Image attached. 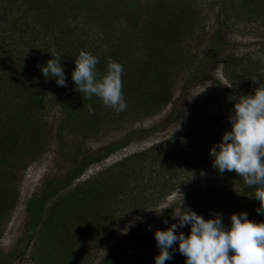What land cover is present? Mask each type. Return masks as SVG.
Listing matches in <instances>:
<instances>
[{
	"label": "trees",
	"instance_id": "1",
	"mask_svg": "<svg viewBox=\"0 0 264 264\" xmlns=\"http://www.w3.org/2000/svg\"><path fill=\"white\" fill-rule=\"evenodd\" d=\"M49 1L0 0V238L4 231V217L10 215L19 200L18 166L24 168L44 153L43 144L47 143V137L39 113L45 105L46 94L50 93L49 102L57 105L61 112L56 133L60 149L64 136H92L107 122L113 123L117 117L124 120L123 115L129 109L153 108L154 105L155 109L151 111L158 112L173 97L172 86L177 81L173 73L176 66L187 62L183 56L190 49L188 39L203 29L199 25L201 6L193 5L192 0H97L98 5L92 9H87V0ZM218 2L216 12L222 16L227 28L236 30L232 17L240 15L244 17L242 20L251 19L257 27H264V0ZM55 5L64 15L77 16L86 26H103L107 13L128 19V33L133 35L127 48L118 56L115 53L94 55L99 60L96 65L98 79L107 71L109 58L123 65L126 88H122V94L128 104L127 111L116 113L105 107L95 95L87 99L75 90L71 74L74 61L84 48L79 39L82 33L63 16L60 19L54 14L50 19H44V6ZM63 6H67L69 12L64 11ZM97 10L101 12L97 14ZM69 27L75 30L67 35ZM238 32L256 39L257 48L242 55L229 53L223 57L222 71L229 84L234 86L232 89L223 84L206 88L196 98L186 123L178 131L101 169L94 178L75 182L90 163L104 159L118 146H109L95 156L81 158L60 179L46 180L39 192L26 201L27 230L33 231L37 226L40 229L49 227L50 234H56V241L69 246L74 243L62 242H72L74 234L71 231L79 228L77 224H86V227L91 223L90 218L93 221L101 219L105 209L110 213L125 212L128 208L142 210L155 206L180 187L185 188L180 204L182 212L190 209L205 220L219 213L226 227L231 226L229 216L233 213L246 212L249 220L264 222V215L256 211L260 203L253 198L255 189L249 188L235 171L219 173L212 166L210 155L212 146L220 143L223 134L231 130L229 115L234 102L229 98L253 95L258 84L252 80L264 83V61L252 59L253 56H264V43L257 42L258 38L264 37V32L242 29ZM6 37L13 39L10 50L4 45ZM222 42L218 37L205 54L221 49ZM51 48L57 50L55 52L61 59L67 87L58 86L55 77L45 78L41 71V66L52 58L49 55ZM60 48L65 52L57 53ZM14 51V55L9 53ZM205 54L197 67L192 68L194 61L188 64L187 81L196 78L201 63L206 60ZM10 63L20 64L23 68L12 73L2 71V67ZM137 94L139 100L135 99ZM89 105L94 114L88 111ZM171 115L172 112L167 118ZM134 133L132 130L128 136ZM126 144L127 139L119 146ZM26 157L29 161L23 164ZM198 169H202L203 175L193 181L185 178L189 171ZM232 185H238L239 189L232 188ZM236 191H239L238 195ZM221 194L226 196V201L220 199ZM142 226L138 225L131 234L115 242L101 263L155 264V257L159 254L157 243L147 241L155 240V230H164V225L150 229ZM17 243L14 246L16 253L12 251L10 256L22 255V251L17 250ZM39 244L44 247L43 243ZM176 252L180 253L179 250ZM2 263L3 259L0 260Z\"/></svg>",
	"mask_w": 264,
	"mask_h": 264
},
{
	"label": "rangeland",
	"instance_id": "2",
	"mask_svg": "<svg viewBox=\"0 0 264 264\" xmlns=\"http://www.w3.org/2000/svg\"><path fill=\"white\" fill-rule=\"evenodd\" d=\"M48 2L50 3L49 0ZM87 3L89 4L87 9H92L98 5L97 0H87ZM192 3L195 6L198 4L201 6L199 25L203 26V29L196 34L198 37L195 35L197 38H194L193 35L194 37L188 39V48L190 47V49L183 56L184 61L187 62L176 66V71L174 70L173 73L177 79L172 86L173 97L158 112L151 111V109H155L154 105L153 108L140 107L135 110H126L127 114L123 115L125 116L124 120L117 117V121L107 122L104 127L97 128L96 132L91 134L92 136H64L60 149L61 145L57 141L56 133L59 121L62 118L61 112L57 105L49 102L50 93L46 94L45 105L42 106L39 114L47 143L43 144L44 153L38 155L37 160L24 168L23 165L18 166L16 185H18L19 200L10 215L5 216L3 220L4 231L0 238V260L3 259L2 264H102L101 262L110 247L118 240L131 234L138 225L143 224L142 228L147 229L164 225L163 228L166 230L171 224L178 223V218L176 220L172 219V213L175 208H180L182 196L185 193L183 187L166 195L155 206L142 210L136 211L128 208L129 210L119 212V214L118 212L110 213L109 209H105L101 219L93 221V218H90L91 223L86 227H84L86 224H77L79 228L71 231L74 234L72 242H62L74 244L65 246L55 240L54 236L56 234H50L49 227L40 229V226H37L33 231L27 230L28 214L25 204L29 197L35 192H39L46 180L62 178L67 170L83 157L95 156L109 146H118L104 159L90 163L82 174L75 179V182L94 178L101 169L112 165L119 159L147 149L152 144L166 139L178 131L176 130L178 126L180 129L186 123L196 98L206 88L219 84L230 85L222 71L223 57L229 53L242 55L257 48L254 44L256 39L245 35L244 32L240 33L238 30H253L257 33H263L264 27H257L254 25L255 21L252 23L253 20L251 21V19L242 20L243 15L238 17H232L231 15L237 26L236 30H232L225 26L222 16L216 12L219 6L218 0H192ZM44 7L46 13L44 19L48 20L51 15L56 14L55 17L63 19L61 18L63 16L66 20H69L71 25H74L75 29L78 28V31L82 33L79 39L84 46L81 51L92 55L101 56L103 53H115L118 56L123 49L127 48L130 37L133 35L128 33V19L123 16L112 17L107 13L103 26H86L77 16L64 15L57 5ZM63 10L69 12L67 6H63ZM100 12L101 10H97V14ZM221 23L224 25L221 26ZM75 29L69 27L67 35ZM217 36L223 41L221 49H214L206 55L205 53L209 50L210 45L218 39ZM12 40V38L6 37L4 45L7 50L12 48ZM257 42L259 44L264 43V37L258 38ZM52 51L53 48L50 49V57L57 58L51 56ZM55 51L57 50L55 49ZM59 52L63 53L65 50L60 48L57 53ZM9 53L14 55L15 51ZM133 53L136 54V51L134 50ZM204 54L206 60L201 63L196 78L187 81L189 78L188 64L194 61L193 64L191 63L192 68L197 67L199 59ZM20 59L23 60L21 55ZM18 68L22 69L23 67L20 64L10 63V65L2 67V71L6 70L7 73H12ZM29 71L32 70L29 69ZM122 84V88H126L124 86L126 84L124 75H122ZM190 96H192L191 99H189ZM135 99L139 100L140 96L135 95ZM130 101H133V99L131 98ZM126 109H128V104ZM171 112V118H167ZM132 130L135 131L134 135L128 136ZM125 139L128 140V144L120 147V143ZM28 161L29 159L26 157L22 160V163L25 164ZM200 175H203L202 169L191 170L185 178L193 181ZM232 188L239 189V186L232 185ZM232 192L233 190H231ZM225 197L221 194L220 199L226 201ZM50 202H47L45 206L47 207ZM164 220H167L168 223L165 224ZM71 225L72 223L69 224V226ZM188 227L190 225L183 227L182 231L177 230V235L183 232L187 236ZM19 239L22 240L17 243ZM147 242L156 243L154 239ZM15 243L18 245L17 250L22 251V255L10 256L11 252L14 251ZM39 243H43L44 247ZM178 250L179 244L177 242L173 248L169 249L172 253V259L166 260L165 264H185V257L176 252ZM14 252L16 253V250Z\"/></svg>",
	"mask_w": 264,
	"mask_h": 264
},
{
	"label": "clouds",
	"instance_id": "3",
	"mask_svg": "<svg viewBox=\"0 0 264 264\" xmlns=\"http://www.w3.org/2000/svg\"><path fill=\"white\" fill-rule=\"evenodd\" d=\"M51 56L57 58H51L45 66H41L44 77H55L58 86L67 87L61 59L55 49ZM252 59L264 61V56H253ZM74 62L71 78L77 92L83 93L87 99L95 95L105 107L116 113L126 110L122 94L123 65L109 58L107 71L98 79L96 65L99 60L96 56L80 51ZM252 81L258 84L253 95L229 98L234 102L229 115L231 130L223 134L220 143L212 146L210 155L212 166L219 173L235 171L249 188L255 189L253 198L260 203L256 211L264 215V83ZM88 111L94 114L91 105ZM177 218L178 223L154 232L159 249L155 264H165L166 260L172 259L169 249L177 242L185 264H264V222L249 220L246 212L233 213L230 227L224 225L219 213L205 220L190 209L182 212L178 207L172 213V219ZM163 222L168 223L167 220ZM186 225H190V233L187 236L183 232L177 235V229Z\"/></svg>",
	"mask_w": 264,
	"mask_h": 264
}]
</instances>
